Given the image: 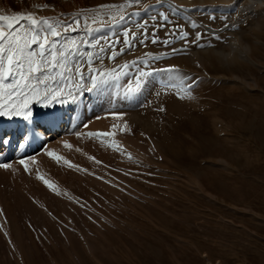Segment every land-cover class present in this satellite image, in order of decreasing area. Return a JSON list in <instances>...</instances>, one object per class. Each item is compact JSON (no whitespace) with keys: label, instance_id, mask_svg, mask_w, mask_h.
<instances>
[{"label":"rangeland","instance_id":"rangeland-1","mask_svg":"<svg viewBox=\"0 0 264 264\" xmlns=\"http://www.w3.org/2000/svg\"><path fill=\"white\" fill-rule=\"evenodd\" d=\"M249 1L179 0L196 9L199 19L215 26H222L229 15L239 18ZM252 1L256 11L264 8V0L263 4ZM125 2L0 0V14L33 12L47 17ZM155 2L142 0L141 5L125 9V24L115 27L117 34L133 21L143 23L146 15L130 14ZM222 2L233 10L223 16L214 11L206 15L208 8ZM45 3L49 8L39 7ZM172 20L184 25L191 42L195 36L188 27L177 17ZM158 23L149 21V34L155 31L161 41L171 38L166 32L175 24L153 28ZM240 25L232 34L250 43L251 57L264 65V20L256 25L249 18ZM197 31L204 37L201 43L211 46L192 45L187 55H175L155 65H175L198 77L196 105L178 99L175 89L161 99L155 97V87L146 93L140 100L145 105L154 103L142 107L139 101L132 109L139 119L128 123L131 131H120L125 126L121 120L116 124V134L126 143L137 139L146 146L126 147L134 156L129 161L124 162L117 153L120 147L105 150L104 156L93 151L92 156L87 146L75 148V152L69 149L66 160L87 180L77 181L72 178L74 170L67 168L65 181L58 187L61 202L48 200L51 211L46 218L19 212L10 200L6 207L10 228L0 230V264H264V67L249 61L221 66L227 62L212 50H227L231 32L214 35L202 26ZM150 39L145 40L149 47L145 52L171 50L162 43L153 45ZM183 43L178 40L171 47L180 48ZM139 45L137 41L135 48ZM110 54V50L103 53L105 66H112L107 60ZM142 54L126 53L125 58L117 59L122 63ZM123 84L125 81L107 86L104 107ZM160 105L165 112L155 111ZM102 122L110 123L104 118ZM140 157L144 162L141 169L135 161ZM112 185H117L116 196L105 192Z\"/></svg>","mask_w":264,"mask_h":264},{"label":"snow or ice","instance_id":"snow-or-ice-1","mask_svg":"<svg viewBox=\"0 0 264 264\" xmlns=\"http://www.w3.org/2000/svg\"><path fill=\"white\" fill-rule=\"evenodd\" d=\"M164 2L165 0H156L157 4ZM141 4L142 0H126L125 3L120 4L102 3L94 7L81 8L73 13L61 12L57 16L47 17H38L33 12L0 14V117L8 119L21 117L24 121H29L33 117L29 107L33 99L44 107H48L49 102L67 104L70 101L66 97H71V102H74L78 96L101 91L105 86L120 81H125V84L121 85L122 94L119 100L124 102L139 100L142 107H150L154 103L149 101L145 105L140 100L146 93H151L154 87L156 88L154 95L157 99H161L162 94L171 93L175 89L178 99L193 100L195 88L200 82L198 77L193 78L175 65L167 67L155 65L175 55H187L192 45L199 48L211 46L207 42L201 43L204 37L199 31L189 42V32L184 30V25L176 24L167 11L149 13L151 5L142 9L146 14L143 23L133 21L132 26L125 25L120 29L119 35L115 32L102 33L100 27H94L100 24L103 27L115 28L125 21V9ZM39 7L47 9L49 4L45 3ZM169 8L173 14L182 10V6L172 3H169ZM113 10H115L114 15ZM130 15L139 16L140 12L134 11ZM149 21H159L158 24L153 25V28H164L175 24V27L166 32L171 38L161 41L155 31L149 34ZM192 27H195V24ZM225 27L227 29L228 26ZM81 32L84 35L72 36V33ZM98 33L100 35H97ZM149 38L153 45L162 43L171 50L155 54L145 52L133 60L122 63L117 60L118 57L134 51L137 41L144 45L145 40ZM215 38L222 39L220 36ZM178 40L183 41V45L180 48L171 47ZM116 44H122L119 51L115 50ZM109 50L111 54L107 56V60L112 66H105L103 53ZM155 111L162 113L166 109L160 105ZM109 114L114 120L123 119L125 115L123 111L115 110ZM112 127L116 128V125ZM120 131H131V125L125 121V126ZM32 134L35 135V132L33 131ZM111 135L115 133L111 131L87 133L88 137L99 138L101 142ZM28 138L26 134L22 140L26 141ZM8 143L10 138H0V144ZM23 146V143L18 145V147ZM64 147L71 146L65 143ZM45 154L57 163L63 160L64 164L73 167L69 161L53 151L46 150ZM35 162L34 158L27 161L26 158L19 159V164L29 173V164ZM9 167L8 163L0 164V168L7 170ZM36 178L42 180L50 190H54L55 186L39 173ZM96 178L103 180V177ZM104 182L109 183V181Z\"/></svg>","mask_w":264,"mask_h":264},{"label":"bare ground","instance_id":"bare-ground-1","mask_svg":"<svg viewBox=\"0 0 264 264\" xmlns=\"http://www.w3.org/2000/svg\"><path fill=\"white\" fill-rule=\"evenodd\" d=\"M257 1L259 2V4H263L264 2H262V0ZM249 2V6L241 10L239 18L233 19L232 15H229L227 17L228 21H225L222 26H215L209 24L207 20L199 19L196 9L192 8L190 5L181 4L179 0H165L163 4H157L155 2L154 4H151V8H149L148 11L151 14H156L160 11H167V14H169L171 19L172 17H177L178 19H180L185 24V26L188 27V30L193 33L194 36L197 32L198 26L204 27L208 32L214 35H221L225 32H231L230 41L228 42L229 47L227 50H212L223 61L229 62L230 53L234 51V41L237 37L232 34V31L235 28H240V24H242L249 18H254L256 25H258L260 21L264 20V8H258L259 11H256L254 9L253 1L250 0ZM169 3L182 6V10L177 14H173L171 12V9L169 8ZM222 4L223 5H219L214 8H208L205 12L206 15H209L212 11H214L218 15H222L225 11L233 10L231 7L229 8V6L224 5L223 2ZM139 12L146 15L143 10ZM193 24H195V27H192ZM226 25L228 26L227 29L225 27ZM233 25H235L236 27H232ZM170 26L171 25H167L166 27L168 28ZM119 27H121V25H119ZM101 32H115L117 34L115 28L101 27ZM82 35H84L83 32L72 33V36L74 37ZM97 35H100V33H98ZM121 39L123 38L121 37ZM246 44L251 48L250 43ZM121 46L122 44H116L115 50H119ZM148 48L149 47L147 43H145L144 45L140 44L134 49V51L128 52L127 55H138L147 51ZM189 55H191L192 58H195V54H192V52ZM125 57L126 56L124 54L122 55L121 59ZM117 60L119 61L120 58ZM246 61L259 65L261 68L264 67V65L257 63L251 56ZM200 65L202 66L203 73L207 75L203 62H201ZM251 82L256 85V81L254 78ZM107 88L108 87L105 86L101 91L93 92L90 94L85 93L83 96H78L77 100L74 102H71V97H66V99L70 101V103L67 104L49 102L48 107H44L42 104H37L33 99L29 103V107L31 108V111L33 113V117L29 121H24L21 117H15L12 119H8L7 117H0L2 128L5 132L4 137L10 138V143H8L7 145L0 144V164L8 163L10 165V170L7 173L5 169L0 168V230L5 231L7 228H10V222L6 216V207L10 200L15 201V203L17 204V210L19 212H23L27 215H36L46 218V214L51 211L48 200H50V198H54L57 201L61 202V195L58 187H61L62 182L65 181L62 178L63 175H65L67 168H72L74 170L72 178H76L77 181L87 180L83 174H80L79 169L73 168L75 166L69 167L68 165L64 164L63 160L57 163L55 160L45 154L46 150L53 151L66 159V156L69 153V149H72V151L75 152V148L87 146L90 149V154L92 156L93 153H98L104 156L107 153L105 152V150L108 151L113 147H120L117 149V153L120 154V157L123 160L126 159L127 161H129L130 159H133L134 156L126 147H146L140 141L137 142V139L132 141L127 140L126 143V140L122 139V137H119V135L116 134L117 129L112 127L113 125H116L120 120L124 123L125 121H127V123H131L132 120L139 119L138 115L132 111V109L138 105L139 100H134L132 102L120 101L119 97L122 94V88H118L116 97L112 98L109 101V104L104 107V104L102 103L103 101H105ZM184 101L193 106L196 105V98L190 101L185 99ZM3 102L6 103L7 101ZM54 108L57 110L56 118L59 126L55 129L50 130L46 134L39 133L35 129V122L43 114ZM113 110L118 112L123 111L125 113L123 119L114 120L109 114ZM98 113L100 115H96ZM96 116L99 117V119H97ZM102 118L110 123H103ZM85 125H87V127H85ZM8 126L10 127L9 129H7ZM216 130L218 131L219 128L216 127ZM33 131L35 132V135L32 134ZM110 131L114 132L115 135L107 137L103 140V142H101L99 138L93 139L87 136L88 132ZM26 134H28L29 138L26 141L22 140V138ZM58 134L61 135L60 138H56ZM122 140H124L125 145L127 144L126 146L122 145L123 143H120ZM21 143H23L24 146L18 147V145ZM65 143H67L71 147H64ZM21 158H26V161L30 158L35 159L36 162L34 164H29L30 173L25 172L23 166L19 164V159ZM135 161L137 163V166H139L141 169L144 165L142 158L140 157L138 159H135ZM221 165L223 167H227L223 162L221 163ZM37 173L51 182L55 186L54 190H50L42 180H38L36 178ZM105 192L110 193L111 195L113 194L112 196H116L118 195L117 193H119L112 186H107ZM76 211L78 213V207H76Z\"/></svg>","mask_w":264,"mask_h":264},{"label":"clouds","instance_id":"clouds-1","mask_svg":"<svg viewBox=\"0 0 264 264\" xmlns=\"http://www.w3.org/2000/svg\"><path fill=\"white\" fill-rule=\"evenodd\" d=\"M251 56V48L240 37L234 41V51L230 53V59L227 63L220 64L223 67H232L244 63Z\"/></svg>","mask_w":264,"mask_h":264}]
</instances>
